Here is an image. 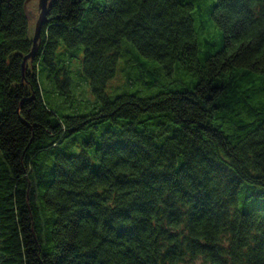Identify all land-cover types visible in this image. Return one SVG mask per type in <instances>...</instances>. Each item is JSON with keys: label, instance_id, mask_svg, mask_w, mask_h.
Wrapping results in <instances>:
<instances>
[{"label": "trees", "instance_id": "1", "mask_svg": "<svg viewBox=\"0 0 264 264\" xmlns=\"http://www.w3.org/2000/svg\"><path fill=\"white\" fill-rule=\"evenodd\" d=\"M198 1L51 0L22 72L26 0H0V264H264V209L241 210L264 199V0H214L218 46L196 36ZM123 40L139 74L142 56L191 78L109 98ZM60 43L83 48L93 113L43 98Z\"/></svg>", "mask_w": 264, "mask_h": 264}, {"label": "rangeland", "instance_id": "2", "mask_svg": "<svg viewBox=\"0 0 264 264\" xmlns=\"http://www.w3.org/2000/svg\"><path fill=\"white\" fill-rule=\"evenodd\" d=\"M213 1L199 0L196 2L195 8L200 9V13L194 21V30L199 41L208 40L218 46L222 40V33L208 15ZM26 12L30 23V30L33 34L39 14L38 1H29ZM121 49L115 75L107 82L105 88V93L109 98H114L120 94H135L141 98L150 97L156 94L164 83L172 82L175 79L191 78L190 73L185 71L182 66L178 67L174 65L172 71L167 75V70L161 63L142 56L139 58V62L142 64L140 66L142 73L139 74L138 69H135L128 60V57H131L132 53L136 54L133 45L127 40H123ZM124 50L127 53H124ZM70 56H72L71 61H69L64 70L55 72V69L48 66L39 68V83L42 90L45 91L43 98L49 108L61 116L71 115L73 112L78 115H88L95 111L99 105V101L94 96L89 81L83 74V48L81 46L66 48L60 43L56 51V62L59 59L67 60ZM148 82H156V84L150 85L147 84ZM118 126L106 123L90 134L86 133L74 136L75 140L64 152L77 154L82 149L81 142H86L89 138L98 140L103 133L117 130L116 127ZM95 164L96 161L92 158V167ZM255 208L264 209V199L241 206V210L243 211H251Z\"/></svg>", "mask_w": 264, "mask_h": 264}, {"label": "water", "instance_id": "3", "mask_svg": "<svg viewBox=\"0 0 264 264\" xmlns=\"http://www.w3.org/2000/svg\"><path fill=\"white\" fill-rule=\"evenodd\" d=\"M29 1H31V0H26V2L24 3L25 14L27 13L26 12V7H27V4L29 3ZM37 1H38L39 14H38V18H37L36 24L34 26L31 50L22 60V72H24L25 63L29 59L33 58L35 56V54H36V50H37V47H38V44H39V40H40L41 28H42V25L45 22V19H46V16H47V7H48V4H49V2L51 0H37ZM26 16H27V14H26ZM27 19H28V16H27Z\"/></svg>", "mask_w": 264, "mask_h": 264}]
</instances>
